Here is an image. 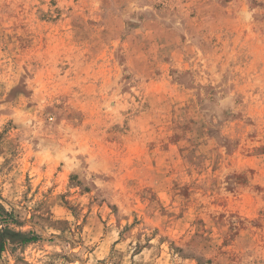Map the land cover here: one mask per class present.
<instances>
[{
    "label": "rangeland",
    "instance_id": "rangeland-1",
    "mask_svg": "<svg viewBox=\"0 0 264 264\" xmlns=\"http://www.w3.org/2000/svg\"><path fill=\"white\" fill-rule=\"evenodd\" d=\"M0 264H264V0H0Z\"/></svg>",
    "mask_w": 264,
    "mask_h": 264
},
{
    "label": "trees",
    "instance_id": "trees-1",
    "mask_svg": "<svg viewBox=\"0 0 264 264\" xmlns=\"http://www.w3.org/2000/svg\"><path fill=\"white\" fill-rule=\"evenodd\" d=\"M34 239V236L28 237L25 233L14 231L8 227H3L0 229V254L8 242L27 243Z\"/></svg>",
    "mask_w": 264,
    "mask_h": 264
}]
</instances>
